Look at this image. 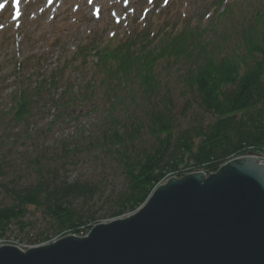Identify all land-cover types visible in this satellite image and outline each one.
Returning a JSON list of instances; mask_svg holds the SVG:
<instances>
[{"label":"rangeland","instance_id":"rangeland-1","mask_svg":"<svg viewBox=\"0 0 264 264\" xmlns=\"http://www.w3.org/2000/svg\"><path fill=\"white\" fill-rule=\"evenodd\" d=\"M48 1L22 0L16 13L10 1L0 0V184L7 189L0 190V207L14 203L10 191L39 179L86 183L94 196L68 202L85 217L95 215L96 223L81 234H54L43 209L28 206L23 221L30 226L20 232L14 225L0 238L5 241L0 247L17 244L24 251L38 237H48L39 242L47 246L68 236L85 238L96 225L124 220L110 215L127 186L120 148L103 137H123L132 153L152 149L157 143L147 112L153 105L169 112L174 138L192 125H209L215 118L198 107L185 78L207 60L232 61L242 73L258 60L247 54L246 36L264 44V0H53L49 6ZM137 37L142 40L133 50L144 60L140 69L151 66L150 95L139 68L127 72L124 81L115 79L117 59L108 57ZM23 95L28 120L15 115ZM254 155L264 152L235 156ZM224 165L212 172L191 167L174 171L177 176L170 172L152 192L170 178L194 173L207 178Z\"/></svg>","mask_w":264,"mask_h":264},{"label":"trees","instance_id":"trees-1","mask_svg":"<svg viewBox=\"0 0 264 264\" xmlns=\"http://www.w3.org/2000/svg\"><path fill=\"white\" fill-rule=\"evenodd\" d=\"M176 36L175 38L180 37ZM137 40L142 38L138 37L135 42L130 40L118 50L108 52V57L117 59L113 71L115 79L125 78L131 69H140L139 62L144 60L137 59L140 51L133 50L136 45H140ZM244 44L247 54L258 59L244 72L241 73L239 67L229 60L217 63L207 60L201 68L191 71L184 80L198 107L215 118L209 125H192L174 138L169 112L165 107L153 105L147 112L150 131L157 143L152 149L132 153L123 137L117 134L109 138L103 137L105 141H112L114 146L120 148L118 156L127 178V186L116 201L115 209L110 214L111 219L140 207L156 184L170 172L187 167H191L193 171L206 169L212 172L231 155L250 150L255 153L264 152V44L254 43L248 35ZM150 68L151 66L143 64L140 69L142 83L146 87L144 91L148 95L151 93ZM52 82L57 80L52 78ZM16 105V118L28 120L29 106L25 95L19 97ZM113 111L114 108L111 107L109 114ZM112 118L111 116L110 119ZM135 140L136 136H132L131 143ZM1 189L7 191L0 184ZM10 193L14 203L0 207V237H6L11 225H17L20 232L30 226L23 221L28 206L43 209L44 214L52 219L50 228L54 234L64 231L80 234V230L84 231L88 224L96 223L95 215L85 217L68 202L73 198H92L95 189L89 184H56L39 179L33 186L12 190ZM47 238L42 240L43 243ZM42 241L38 237L34 244Z\"/></svg>","mask_w":264,"mask_h":264},{"label":"water","instance_id":"water-1","mask_svg":"<svg viewBox=\"0 0 264 264\" xmlns=\"http://www.w3.org/2000/svg\"><path fill=\"white\" fill-rule=\"evenodd\" d=\"M255 157L207 178H170L136 214L85 238L25 253L1 246L0 264H264V164Z\"/></svg>","mask_w":264,"mask_h":264},{"label":"bare ground","instance_id":"bare-ground-1","mask_svg":"<svg viewBox=\"0 0 264 264\" xmlns=\"http://www.w3.org/2000/svg\"><path fill=\"white\" fill-rule=\"evenodd\" d=\"M246 154H248V152H246ZM243 156H244V154H243ZM264 156H262V157H259V156H256L255 157V159H257L258 161H259V165L260 164H264V158H263ZM242 158H246V157H237V156H235V155H231L230 157H228L223 163L224 164H228V163H230L231 161H234V160H237V159H242ZM260 159H262L263 161H261ZM187 168H190V167H187ZM176 172V171H175ZM174 172V176H177V174ZM152 194V193H151ZM148 200V199H147ZM146 200V201H147ZM131 217V216H130ZM119 218H124L125 219V217H124V214L123 215H121V216H119ZM16 227H17V225H16ZM13 229V228H15V226L14 225H11L10 226V229ZM17 230H18V227H17ZM19 231V230H18ZM80 231H82V233H83V229L82 230H80ZM10 230H9V232L7 233V235H9L10 234ZM81 234V233H80ZM29 246V247H28ZM46 246V245H45ZM12 247H15V248H17L18 250H20L22 253H25L26 251H24V250H22V249H20V248H18L17 247V244H15V245H12ZM37 247H40V244L39 245H36V244H34V243H31V244H28V245H26V247L25 248H27V249H32V248H37ZM42 247V246H41ZM28 251V250H27Z\"/></svg>","mask_w":264,"mask_h":264},{"label":"built area","instance_id":"built-area-1","mask_svg":"<svg viewBox=\"0 0 264 264\" xmlns=\"http://www.w3.org/2000/svg\"><path fill=\"white\" fill-rule=\"evenodd\" d=\"M7 236H8V235H7ZM7 236H6V237H7ZM6 237H4V238H6ZM1 239H2V238H1ZM2 242H3V243H5V241H4V240H3V241H2V240H0V245H1V243H2ZM3 245H5V244H3Z\"/></svg>","mask_w":264,"mask_h":264},{"label":"snow or ice","instance_id":"snow-or-ice-1","mask_svg":"<svg viewBox=\"0 0 264 264\" xmlns=\"http://www.w3.org/2000/svg\"><path fill=\"white\" fill-rule=\"evenodd\" d=\"M15 6V5H14ZM4 7V5L3 4H0V9H2Z\"/></svg>","mask_w":264,"mask_h":264}]
</instances>
